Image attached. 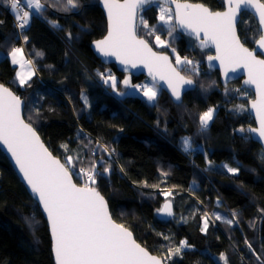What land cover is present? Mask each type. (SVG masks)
<instances>
[{
	"label": "trees",
	"instance_id": "16d2710c",
	"mask_svg": "<svg viewBox=\"0 0 264 264\" xmlns=\"http://www.w3.org/2000/svg\"><path fill=\"white\" fill-rule=\"evenodd\" d=\"M98 1L82 0V7L68 14L46 7L43 16H32L21 39L16 33L14 14L0 5V84L24 101L26 122L32 114L33 103L39 95H44L45 99L37 104L42 118L34 127L49 151L62 162L65 155L62 144L67 143L73 155L78 149L86 151L77 137L80 128L116 149L114 159L118 163L113 165L110 179L98 180L96 187L108 203L115 222L128 227L136 241L152 255H162V245H169V241L158 235L164 233L175 244L183 239L194 246L185 250L183 259L175 258L173 264H219L220 252L229 256L231 264H247V260L242 261L240 257V252L247 256L244 236L253 241L257 250L264 242V220H256L255 230L248 226L249 221L258 216L257 208L264 207V154L246 133L243 136L248 139L242 138L234 129L253 125L247 114L248 98L253 97L252 93L235 82L227 86L229 92L226 96L218 74L204 68L203 60L212 52L199 51L193 40L181 36L175 45L178 53L200 61V80L216 81L217 87L206 94L198 87L185 93L181 108H177L161 90L159 108L138 97H117L95 76L97 70L110 69L118 78L123 77L113 66L102 65L90 50V44L106 32L105 18L96 5ZM180 1L200 3L212 11L223 9L222 0ZM141 14L151 24L156 22L158 13L152 6ZM49 20L56 21L60 27L54 28ZM137 30L144 36L139 20ZM68 31L78 38L71 47L66 39ZM257 34L255 20L248 13H243L238 35L245 46L253 49V38ZM23 35H27V43ZM13 46L22 47L27 58L34 62L37 74L29 81L31 87L19 86L16 66L11 64L8 56ZM153 48L161 53H170L169 49ZM37 52L43 55L37 56ZM142 79L131 77L133 83ZM82 89L86 91L91 107L76 115L73 108H83L80 99ZM68 95L72 96L74 104L68 102ZM238 104H243L246 110L230 111ZM212 106H219L217 115L207 135L201 136L189 112L198 113ZM186 136L192 138L194 147H202L209 154L208 158L214 162L213 168L204 170L208 165L201 151L197 150L192 155L181 151V138ZM223 163L239 167V175L231 177L226 171L222 172L219 166ZM120 167L125 168L124 173L120 172ZM161 169L170 175L161 176ZM194 179L198 187L193 192L190 186ZM73 180L77 185L85 182L79 176H74ZM141 182L159 187L144 188L140 186ZM168 189L173 190V196L168 200L175 215L168 221H160L157 209L165 202L162 191ZM217 198L223 207H217ZM195 209L201 211L194 214ZM205 209L225 216H230V210L236 209L241 216V225L233 226L230 231L227 225L216 221L214 227H209L207 235L202 234L200 215ZM26 217L34 218L32 227H29ZM182 218H186V222ZM233 242L239 245V252L234 251ZM0 264H54L46 222L1 152Z\"/></svg>",
	"mask_w": 264,
	"mask_h": 264
},
{
	"label": "snow or ice",
	"instance_id": "6c2138e0",
	"mask_svg": "<svg viewBox=\"0 0 264 264\" xmlns=\"http://www.w3.org/2000/svg\"><path fill=\"white\" fill-rule=\"evenodd\" d=\"M107 16V34L103 39L93 41L95 51L104 58H114L124 66L136 68L142 66L148 70L152 84H133L130 77L119 80L110 69L97 70L95 76L102 85L111 89L117 97L129 93L125 89L134 90L143 97L148 104L159 108L158 97L160 88L158 81H163L170 92V100L177 107H183L182 95L187 90L197 87L206 94L211 88L217 87L216 81L203 82L200 80V61L194 57L181 56L175 47L181 35L194 38L196 45L202 51L215 48V55H207L209 67L213 61L219 63L221 74L227 79L229 72H236L243 68L247 73L245 85H253L256 99L251 101L255 111L258 127H249L248 133H253L264 142V58L258 53L264 52V0H224L225 11H212L203 4L182 3L180 0H100ZM0 5L14 14L16 26L23 30L29 25L33 13L43 16L46 7L65 14L78 11L82 7V0H0ZM174 5V9L173 6ZM155 6L157 9L156 22L151 23L141 13ZM246 9H253L258 17L259 31L253 38L255 48L245 46L238 35V18ZM137 19L142 25L144 36L138 33ZM54 28L60 25L53 20L48 21ZM166 33V35H165ZM145 37H152L149 40ZM68 46L74 40L71 31L66 33ZM25 43L27 35H23ZM155 48L169 49V54L153 50ZM37 56L43 53L37 52ZM11 62L19 65L21 71L16 72L19 86L31 87L29 81L37 74L32 59H25L24 49L13 46L8 52ZM68 56V53H65ZM174 57V62L170 59ZM48 67H52L49 65ZM183 73V74H182ZM91 78V77H89ZM225 95L229 89L225 87ZM234 91L239 92V89ZM45 99L39 95L33 103L28 121L22 118L24 101L9 88L0 84V145L10 154L18 174L26 184L38 208L46 216L52 240V252L55 264H173L175 258L183 259L185 250L193 249L187 240H180L178 244L171 242V238L164 233L158 235L169 245H162V255H152L133 238V233L123 224L115 222L110 214L109 205L101 195L96 185L100 179H110L113 165L118 163L114 159L116 149L102 138H93L83 128L78 129L77 137L83 149H78L75 155L67 143L61 147L65 151L64 162L52 154L41 141L38 129L34 124L42 118V112L37 104ZM70 104H74L71 95L67 97ZM83 108L73 112L90 109L91 104L84 89L80 92ZM219 106L208 107L206 110L191 113L189 117L197 126V132L206 136L210 124L214 121ZM243 104L235 105L230 111H245ZM185 111H188L185 109ZM198 117V122H197ZM159 127V120L157 121ZM122 131V129H121ZM245 128L234 129L242 134ZM180 149L188 155L197 150L201 151L208 165L205 171L213 168L214 162L208 158L209 154L202 147H194L191 137H182ZM264 162V160H262ZM78 168V171H77ZM222 172L231 177L239 175L240 168L232 167L229 163L219 166ZM160 175L167 177L169 172L159 170ZM124 173L125 168L120 167ZM86 178L83 184L77 185L73 177ZM137 183V182H134ZM144 188H157L159 185H149L141 182ZM175 186H173L174 188ZM198 187L194 179L190 188L194 192ZM242 187V186H241ZM165 203L157 213L160 216L174 217L173 206L168 197L173 196V190L162 191ZM143 195V193H142ZM198 203H202L198 201ZM217 207H223L219 198ZM200 209H195L200 212ZM258 216L249 221V228L255 230L256 220H264V207L257 208ZM29 227L33 226L34 218H25ZM186 222V218H182ZM219 221L233 230V226L240 227L241 216L236 209L230 210V216L220 212H209L206 209L200 215V232L207 235L209 227ZM242 230V229H241ZM243 245L247 249V256L240 252L241 260L247 264H264V242L257 250L252 240L243 238ZM234 251L239 252V245L233 242ZM219 264H231L225 252L218 255Z\"/></svg>",
	"mask_w": 264,
	"mask_h": 264
},
{
	"label": "water",
	"instance_id": "95a60500",
	"mask_svg": "<svg viewBox=\"0 0 264 264\" xmlns=\"http://www.w3.org/2000/svg\"><path fill=\"white\" fill-rule=\"evenodd\" d=\"M223 1V9L222 10H218V11H225L226 10V6L224 4V0ZM120 2H123V0H120ZM182 3L186 2V3H189V4H200V3H191V2H188V1H180ZM98 6V8L102 11L103 13V16L105 18V21H106V32L104 34V36L107 34V16H106V12L103 8V5L100 3V0L97 2L96 4ZM173 9H174V5L172 6ZM206 7V6H205ZM208 8V7H207ZM210 9V8H209ZM211 10V9H210ZM243 13H248L249 15L252 16V18L255 20L256 24H257V29L259 31V23H258V17L256 16V13L253 9H246V10H243L241 13H240V16L238 18V24H239V21H240V18H241V15ZM138 20L137 19V24H138ZM100 38V39H103V37ZM181 36H184V37H187L191 40H193L196 45L198 44V42L194 39V38H190L186 35H181ZM100 39H97V40H100ZM96 41V40H95ZM199 49V51H202L199 47H197ZM253 48H255V44L253 46ZM90 50L91 52L93 53V55L95 56L96 59H98L100 61V63L102 65H105V66H113L115 68V70L120 73V74H123V75H129L133 78H147L149 79L150 81H152L151 77L148 75V70L146 68H143L142 66H138L136 68H132V67H128V70L125 71L124 70V66L123 65H120L118 62L115 61L114 58H104L102 56H100L99 53H97L95 51V48L93 46V42L90 44ZM154 51H156L154 48H153ZM206 50H211L212 51V54H209V55H215V48L212 47V48H208V49H204L203 51H206ZM158 52V51H157ZM161 53V52H160ZM163 54H166V53H163ZM259 57L260 58H264V52H260L258 53ZM170 59L172 60L171 56H170ZM203 64H204V67L209 71V72H216L218 74V78H219V83L220 85L225 88L227 87L229 84L231 83H234V82H237L239 81V84L240 86L243 88V89H247L249 90L252 94H253V99L248 101L247 103V114L248 116L252 119L253 121V125L252 126H248V127H245V133L249 136V139L256 143L257 145H259V147L261 148V151L263 152L264 154V142H261L259 140V137L256 136L255 134L253 133H248L247 132V129L249 127H258V124H257V120H256V114H255V111L252 109L251 107V101L255 100L256 99V90H255V87L253 85H245L244 81L248 78L247 77V73L246 71L243 69V68H239L237 69L236 72H229L228 73V78L226 79L222 74H221V70H220V67H219V63L217 61H213V67H209L208 65V61H207V56H205L204 60H203ZM6 87V86H5ZM157 87L160 88L161 91H163L165 94H167L170 98V92L168 91L167 89V85L163 83V81H158L157 83ZM8 88V87H7ZM10 91H12L11 89H9ZM191 91H194V90H187L185 93H188V92H191ZM13 92V91H12ZM14 93V92H13ZM184 93V94H185ZM15 94V93H14ZM183 94V95H184ZM183 95H182V98H183ZM24 108H25V103L22 107V118H24L23 114H24ZM42 141V139H41ZM43 142V141H42ZM44 143V142H43ZM46 146V145H45ZM47 147V146H46ZM0 152L3 154V156L6 158V160L8 161V163L10 164L11 168L13 169L15 175L17 176L18 180L20 181V183L22 184V186L24 187V189L26 190V192L28 193V195L31 197V199L35 202L34 198L31 196V193L30 191L27 189V186L26 184L23 182L22 178L20 177V175L18 174V171L17 169L15 168V165H14V162L11 160V157H10V154L7 152V149L3 146V145H0ZM55 156V155H54ZM58 158V157H57ZM74 182V180H73ZM75 183V182H74ZM165 203V202H164ZM163 203V204H164ZM38 206V205H37ZM163 206V205H162ZM40 210V209H39ZM45 222H46V226H47V229H48V233H49V237H50V242H51V256H52V260H53V263L55 264V257H54V254L52 252V240H51V235H50V231H49V228H48V224H47V220H46V216H44V214L42 213V211L40 210ZM158 219L160 221H168L171 219V217H165V216H160L158 215ZM133 238L135 239L134 235H133ZM136 240V239H135ZM138 243V242H137ZM142 246V245H141ZM143 247V246H142ZM146 249V248H145ZM147 250V249H146ZM148 251V250H147Z\"/></svg>",
	"mask_w": 264,
	"mask_h": 264
},
{
	"label": "rangeland",
	"instance_id": "374dc122",
	"mask_svg": "<svg viewBox=\"0 0 264 264\" xmlns=\"http://www.w3.org/2000/svg\"><path fill=\"white\" fill-rule=\"evenodd\" d=\"M35 13H33V15H34ZM24 57H25V59H26V56H25V54H24ZM9 60H10V62H11V58L9 57ZM11 64H12V62H11ZM14 65V64H13ZM14 66H16V69H17V71H21V69H20V66L19 65H14ZM125 76H128V77H130L129 75H123V77H121V78H118L119 80H123L124 79V77ZM130 79H131V77H130ZM19 82V81H18ZM131 82H132V80H131ZM133 83V82H132ZM133 84H149V85H151L152 84V81H150L149 79H147V78H144V79H142L140 82H138V83H133ZM124 91H126V92H128L129 94L128 95H126V96H134V97H138V98H141V99H144L143 97H141L139 94H137V93H135V91L134 90H130V89H125ZM243 95H246V94H243ZM240 97L242 98V95H240ZM248 99H250V98H248ZM145 100V99H144ZM146 101V100H145ZM237 134H239V135H242L241 133H239V132H236ZM245 134V133H244ZM243 134V135H244Z\"/></svg>",
	"mask_w": 264,
	"mask_h": 264
},
{
	"label": "built area",
	"instance_id": "2783aa9c",
	"mask_svg": "<svg viewBox=\"0 0 264 264\" xmlns=\"http://www.w3.org/2000/svg\"><path fill=\"white\" fill-rule=\"evenodd\" d=\"M14 25H15V28H16V33H17V36L19 39H21V30L16 26V21L14 20ZM24 31V30H23ZM21 41V40H20ZM85 181H86V178H83Z\"/></svg>",
	"mask_w": 264,
	"mask_h": 264
},
{
	"label": "crops",
	"instance_id": "0c3cea01",
	"mask_svg": "<svg viewBox=\"0 0 264 264\" xmlns=\"http://www.w3.org/2000/svg\"><path fill=\"white\" fill-rule=\"evenodd\" d=\"M17 71V70H16Z\"/></svg>",
	"mask_w": 264,
	"mask_h": 264
}]
</instances>
